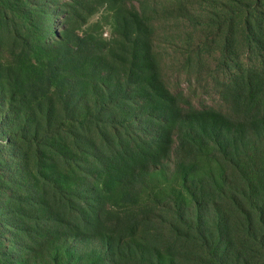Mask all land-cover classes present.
<instances>
[{
	"label": "trees",
	"instance_id": "obj_1",
	"mask_svg": "<svg viewBox=\"0 0 264 264\" xmlns=\"http://www.w3.org/2000/svg\"><path fill=\"white\" fill-rule=\"evenodd\" d=\"M134 1L0 0V264H264V0ZM170 23L228 112L167 85Z\"/></svg>",
	"mask_w": 264,
	"mask_h": 264
},
{
	"label": "rangeland",
	"instance_id": "obj_2",
	"mask_svg": "<svg viewBox=\"0 0 264 264\" xmlns=\"http://www.w3.org/2000/svg\"><path fill=\"white\" fill-rule=\"evenodd\" d=\"M137 2V0L134 1L135 4ZM92 10L91 14L83 11L80 17L71 19L70 26L81 34L85 31L89 33L94 31L101 38L110 40L113 31L102 15V12L106 15L105 9L93 7ZM62 21L61 17L56 19L57 29L61 28ZM177 28L174 23L166 25L159 30L155 42L160 52L162 71L167 85L175 92L182 91L197 108L207 106L228 112L229 107L222 100L219 85L222 78L214 71V58H207L206 62L202 63L197 61L189 54V47L186 44V34L192 29L181 32ZM202 37L203 35H197L196 43Z\"/></svg>",
	"mask_w": 264,
	"mask_h": 264
}]
</instances>
